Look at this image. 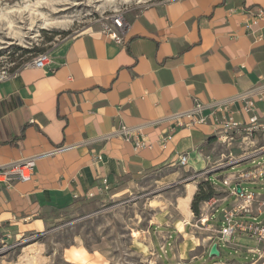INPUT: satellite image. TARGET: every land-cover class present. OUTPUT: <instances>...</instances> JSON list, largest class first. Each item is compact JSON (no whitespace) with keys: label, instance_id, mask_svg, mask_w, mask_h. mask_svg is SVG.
Listing matches in <instances>:
<instances>
[{"label":"crops","instance_id":"0c3cea01","mask_svg":"<svg viewBox=\"0 0 264 264\" xmlns=\"http://www.w3.org/2000/svg\"><path fill=\"white\" fill-rule=\"evenodd\" d=\"M258 9L264 10V0L149 4L128 17L125 44L101 26L90 27L49 50V66H23L0 78V162L36 160L31 180L11 187L0 182V239L44 232L63 212L130 192L153 176L169 183L182 173L189 177L217 166L188 178L181 198L189 196L188 208H182L189 218L200 181L211 180L216 194L201 203L203 219L209 220L203 241L175 249L174 234L184 238V229L185 237L191 235L186 224L168 227L159 241L166 248L162 264H264V251H250L259 246L255 238L237 233L229 243L218 239L222 211L235 196L211 177L242 163L231 159L264 145L263 132L224 141L214 119L222 115L219 100H233V118L248 119L251 112L238 96L264 89V18L253 22ZM254 98L264 124V97ZM196 100L207 122L192 124L183 117V125H176L174 116L189 112ZM122 124L151 146L136 149L116 134ZM171 131L173 138L163 145ZM182 154L188 155L186 165L179 162ZM89 192L94 196L87 197ZM215 242L219 255H210Z\"/></svg>","mask_w":264,"mask_h":264},{"label":"rangeland","instance_id":"374dc122","mask_svg":"<svg viewBox=\"0 0 264 264\" xmlns=\"http://www.w3.org/2000/svg\"><path fill=\"white\" fill-rule=\"evenodd\" d=\"M166 1L0 0V78L23 67L34 54L49 51L90 27L101 26L114 12L127 10L129 17L146 5ZM251 165L242 162L211 177L225 187L221 175ZM200 173L189 177L182 173L169 183L153 176L130 192L106 194L87 206L63 212L44 232L0 239V264H162L161 254L166 256V248H161L159 241H164L163 231L168 227L177 229L186 224L191 235L185 237L184 229V238L174 234L171 240L175 249L190 248L193 239L203 241V233L208 231L204 223L209 220L203 219L202 207L199 215L193 213L187 218L180 205L187 179ZM263 181L264 177L243 186L264 193ZM230 202H223L219 209ZM257 219L263 220L264 215ZM153 240L158 241L156 247Z\"/></svg>","mask_w":264,"mask_h":264},{"label":"built area","instance_id":"2783aa9c","mask_svg":"<svg viewBox=\"0 0 264 264\" xmlns=\"http://www.w3.org/2000/svg\"><path fill=\"white\" fill-rule=\"evenodd\" d=\"M260 18H264L263 9H258L253 22L257 23ZM101 28L109 38L119 44H125V37L130 28L127 10H119L110 14L101 23ZM51 58L49 51L40 52L33 56L24 66L45 68L50 65ZM257 94H261L264 97L263 86L255 87L238 96L242 100L243 110L251 112V115L246 120H237L231 115L229 105L233 100H219L215 102L216 109L222 111L221 117L215 116L214 119L224 132V141L231 142L236 135H241L243 139L248 140L256 133H264V124L260 120L254 98ZM203 109L204 105L196 100L189 112L174 116L176 120L175 124L182 126L183 123L182 120L180 121V118L183 117L189 119L192 124L206 123L207 116L204 115ZM172 131L162 138L161 143L163 145L173 138ZM139 133L126 124H122L116 131V134L125 140L133 142L136 149L151 146L148 140L137 135ZM187 160L188 155L182 154L179 162L182 165H186ZM246 160H252V165L245 169L231 172L222 180L224 185L229 187L230 193L235 196V201L231 207L225 208L222 211V225L218 229L219 240L223 243H229L237 233L247 235L255 238L259 243L257 248H252L250 251L261 253L264 251V219L258 220L257 218L264 213V193L247 189L243 186V183H257L264 177V145L250 153H245L231 159L230 163L237 164ZM35 168L36 160L31 157L14 160L9 163L0 162V182L5 183L7 187H11L16 180L29 181L35 174ZM216 168L217 166H211L207 172H213ZM238 185H241L240 192H238ZM86 196L92 197L94 196V192H89Z\"/></svg>","mask_w":264,"mask_h":264},{"label":"trees","instance_id":"16d2710c","mask_svg":"<svg viewBox=\"0 0 264 264\" xmlns=\"http://www.w3.org/2000/svg\"><path fill=\"white\" fill-rule=\"evenodd\" d=\"M39 54V53H38ZM37 55L34 54L33 56ZM33 58V57H32ZM216 194L211 180H201L198 191L195 193L192 201V209L196 215L200 214L201 203L214 197Z\"/></svg>","mask_w":264,"mask_h":264},{"label":"water","instance_id":"95a60500","mask_svg":"<svg viewBox=\"0 0 264 264\" xmlns=\"http://www.w3.org/2000/svg\"><path fill=\"white\" fill-rule=\"evenodd\" d=\"M241 190V185H238V192ZM210 255H219V250H218V243L215 242L213 243L211 249H210Z\"/></svg>","mask_w":264,"mask_h":264},{"label":"bare ground","instance_id":"6f19581e","mask_svg":"<svg viewBox=\"0 0 264 264\" xmlns=\"http://www.w3.org/2000/svg\"><path fill=\"white\" fill-rule=\"evenodd\" d=\"M192 190H193V187H190L189 193H191ZM180 204H181V207L183 209L188 208V206H189V196H187L186 198L182 199Z\"/></svg>","mask_w":264,"mask_h":264}]
</instances>
